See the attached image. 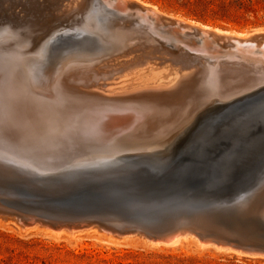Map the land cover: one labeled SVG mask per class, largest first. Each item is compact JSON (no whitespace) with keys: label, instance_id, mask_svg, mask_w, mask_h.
<instances>
[{"label":"bare ground","instance_id":"bare-ground-1","mask_svg":"<svg viewBox=\"0 0 264 264\" xmlns=\"http://www.w3.org/2000/svg\"><path fill=\"white\" fill-rule=\"evenodd\" d=\"M93 1L90 0V7H83L85 16L77 21H80V31L54 34L45 38L41 47L31 50L27 49L28 40L25 41L28 45L23 41L25 36L22 35V40H18L20 37L17 38L19 34L16 36V33L20 29L11 30V24L9 27L0 26V206L21 212L27 217L29 225L45 226L51 236H59L65 230H70L73 237L87 230L96 232L97 224L90 220L91 217H99L114 224L140 223L124 218L119 213L106 211L94 215L79 212V215H74L68 212L72 211L69 207L56 210L41 201L28 202L19 197L13 188L15 185H24L31 191L51 193L53 196H65L83 185L109 195L121 189L120 185L130 192L151 185H165V182L180 179L186 169L187 158L188 162L192 160L195 165L205 155V138L214 137V129L217 134L228 131L235 121L239 123L232 116L236 107L264 99V42L258 43L246 33L212 30L215 34H210L207 26L188 20L185 22L174 18L176 22H170L153 6L137 1ZM217 34L235 37H220ZM135 39L141 44L131 45ZM164 40L170 49L164 50L167 55L170 52L177 63L178 60L183 62V66L195 65L188 71L189 74L201 76L199 82L196 79L195 85H188L190 79H187L188 86L183 87V94L178 90L183 88L177 87L181 97L172 100L164 98V93L169 95L174 88H138L143 78L152 74L151 71L148 75L136 73L130 76L131 82H127L129 77L124 75V79L118 82L122 84V87H118L120 93L113 95L101 90L102 82L100 85L95 84V80L98 81L104 75L102 79L110 77L118 70L110 60L102 62L103 57L106 60L107 56L126 49L129 53L131 46L136 50V47L151 43L155 46L153 49L157 50L163 46ZM170 46L176 47L178 54ZM224 57L228 61L222 60ZM114 58L108 59L114 61ZM105 64L109 65L101 68ZM105 80L108 82V79ZM193 86L197 87H194L197 89L195 92ZM98 90L104 95L97 94ZM177 93L174 91L173 96ZM198 102L201 103L197 109L191 108ZM259 116L264 119V112L260 111L253 116L255 118L244 117V121H252L257 126L263 121L258 120ZM234 130L240 134L238 129ZM229 135L226 137L230 140L233 134L231 138ZM218 145L221 146L220 143ZM138 159L150 161L157 168L154 171L153 165L150 174L139 176L116 171L103 173L100 169L123 160ZM210 166L212 176L206 183L214 185L216 181L210 179L214 180L224 173L215 175V167ZM237 166L239 169L244 168L242 181L232 184V180L228 184L217 185L212 191L202 189L171 203L170 209L163 211V214L174 219L177 228L160 230L159 239L152 238L154 240L151 243H174L181 236H193L207 245L210 236L219 237L215 234L203 236L200 232L213 227L225 236H240L245 245L264 244V239L256 235L260 232L246 220L251 216L264 217V154L252 169L251 163L246 164L243 160ZM200 168L196 170L200 171ZM198 175V178L202 176ZM189 188L176 191L183 192ZM190 191L193 192L192 189ZM198 193L207 196L197 199L199 203H194L192 199ZM29 195L32 196L30 192ZM86 196L90 195L81 194L83 198ZM50 222L57 223V227H53ZM223 224L230 225L232 229ZM151 225L144 227L149 232L159 231L157 226ZM102 230L105 231L103 239L113 244L139 234V230L135 229L127 230L124 235L112 233L106 227Z\"/></svg>","mask_w":264,"mask_h":264},{"label":"rangeland","instance_id":"rangeland-1","mask_svg":"<svg viewBox=\"0 0 264 264\" xmlns=\"http://www.w3.org/2000/svg\"><path fill=\"white\" fill-rule=\"evenodd\" d=\"M72 1L74 0H0V20H2V22L0 21V26L9 27V25L11 24V30L20 29L21 31H16V36L19 34V36H17V38L20 37L18 38V40H22V37L25 36L23 38V41L25 42L26 40H28L27 42L29 43V48L27 49L31 50V48L33 49L34 47H41L44 39H48L54 34H62L69 30H81L79 28V23L85 16V6L90 7V0H76L74 2ZM136 1L148 6L150 5L151 7L153 6L158 11H160V13L164 16V19L165 17H173V19L178 18L185 22L187 20L195 23L200 22L202 23L201 25L205 24L204 26H207L208 29H212L215 31L228 30V32L246 33L250 36L252 35V33L254 34V31L256 30H263L264 32V0H254V7L258 9V12L256 14L245 12L244 10H237L234 7L222 9L220 6H218L219 2L222 0H214V4L211 6L217 12L212 11L211 8H205V6H197V8H193V6L181 5V3H185L188 0H130L131 3H136ZM225 1L227 3L229 2V0ZM193 9H195L196 11H193ZM56 12L60 13L56 14ZM69 13L72 14V16ZM32 15H34L35 18H38L35 19ZM65 15L67 16L65 17ZM68 15L71 17L70 20V17ZM22 18L24 19V21ZM59 19L63 20L60 21ZM78 20L80 21L77 22ZM1 23L4 25L2 26ZM211 27H214V29ZM22 28L28 32H26ZM75 28L77 29L75 30ZM53 30L55 33L53 32ZM22 31L24 34L22 33ZM29 40L31 43L29 42ZM160 40L162 41V39ZM27 42H25V44H27ZM134 42L131 43V45L141 44L137 39H135ZM153 47H155L153 43L136 47V50L134 46H131L129 50L131 48L132 50L129 53L126 52V49V51L107 56L106 60H104L105 57H103V59L101 58L102 62L107 60L113 62L112 65H115L116 68L118 67V70H115V72L110 77L107 76L105 78L108 79V82H105L106 80L102 79L105 76L104 75L98 81L95 80V84L98 85L99 83L100 85V83L102 82L103 86L101 87L104 90H108H106V92L103 89L101 90L105 94L113 95V93H120L121 90L118 89V87H122V84L118 82L121 79H124V75L129 77V80H127V82H131V77H133V75H135L136 73L148 75L150 71L152 72V74H149V76H145L143 78V81L140 82V86H138V88L150 86L159 88L166 87L168 89L174 88L173 90L177 93V87L185 88L188 85H192L194 83L196 84L197 80L199 82L201 76H199L198 74H192L191 76V74H189L188 72L190 69L195 68V65H191L190 67L186 65L183 66V62L178 60L177 63V59L172 57V55L169 54L170 52L168 53V55L166 52H164V50L166 49L170 50L168 47V43H166L165 40L163 41V46H161L162 48L160 47L159 49L154 50ZM170 47L171 50L175 52V54H178L176 47ZM149 48L152 49L150 50ZM121 54L123 55L121 57H118ZM111 57L112 59L114 57L116 58H114V61L112 59H108ZM117 57L120 59H118ZM222 60L228 61V59H225V57ZM179 61L182 63H180ZM107 65L105 64L101 68H105L107 67ZM119 73L120 77L118 78ZM121 75L123 76L121 77ZM192 78H195V80L192 81ZM187 79H190L189 82ZM109 82H111L112 84ZM194 87L196 86H193V88ZM184 88L178 89L181 94H183ZM196 88H194V92L197 90ZM113 89L116 92H114ZM98 91L100 93L97 92V94L104 95L103 92H101L100 90ZM171 91L169 92V95L168 93H164V98L172 100L176 97H181L180 93H177L175 94V96H173L174 91H172V93ZM166 94L167 96H165ZM179 94L180 96H178ZM189 96H191V93L189 94ZM200 103L201 102H198L197 105L193 104L191 108L197 109V106ZM261 103H264L263 98L254 103H249L238 108L236 107L237 109L235 108V110L232 111V116H234L235 119H238L239 123H236L235 121V124L230 127L233 130L229 128L228 131L221 132L223 135H219L221 133L215 134L216 130L214 129L215 132L213 133L216 137L211 136L210 138H205L206 141L208 139V142H211L208 144V142L205 141V143L209 146H207L206 144H204L203 146L205 155L203 151L204 156H202L201 158L202 162H199L201 160L199 159L198 163L195 162L194 165L193 161L191 160L190 162H188L189 159L187 158L185 167L186 169L183 171V173L187 171L185 175L186 180L184 178L177 180L178 183L182 182L183 184L181 183V186L174 187V181L170 180L168 182H165V185H168V190L160 191L157 193L151 192L149 198H162L164 194L175 191L176 189H182L184 187H190L189 190H183V192L187 191L185 192V194H192L198 191V189L208 191L215 190L217 185L221 186L225 183L228 184L232 180H234L232 184L242 181V178L245 176L244 168L239 169L237 166L241 164V160H243V162L246 164L251 163L250 169H252L254 167V164L259 163V159L264 154L263 117H258V120L262 119L263 121L257 126H255L256 124L252 121L248 123L246 120V122L244 121L245 118H255L253 116L259 114L260 111L261 113L264 112V104L262 105ZM197 111L198 110H196V112ZM243 128L246 129L247 132H245L246 130H244V132H241L243 131ZM234 129H238L237 131H240V134ZM232 134L233 138H231ZM228 135L229 138H231L230 140L227 138ZM211 138L214 139L212 140ZM226 141L228 144L225 143ZM216 143H220L221 146ZM221 147H225V149H222ZM217 148L220 149L217 151ZM190 164H193L192 167L190 166ZM210 165H212V168L215 167V175L224 173L221 174V176L219 175V177L217 178H213L214 180L210 179V181H216V184L214 185H208L206 183L208 178L212 176V169L209 168L211 167ZM198 166L199 168L201 167L200 171L196 170L199 169L196 168ZM196 173L197 175H195ZM198 174L202 175L200 176L201 178L199 177L200 179L198 178ZM191 175H194V177L192 176L193 178H191ZM193 179L196 180L194 181ZM197 180L198 182H196ZM194 182L197 184H195ZM169 184L173 185L171 186L172 188ZM196 186L197 188H195ZM193 188L196 190H194ZM191 189L193 192L190 191ZM222 192L223 191H221V193ZM95 227L96 232L87 230L76 233L75 237L72 236L70 230H65L59 236H51L48 235L49 232L48 230H46L45 226H42L40 224L32 226L27 223L21 222L15 216H8L0 213V264H264L263 251L243 252L235 249L231 245L228 246L227 243L217 242L214 239L210 240V238H208L209 240H207L209 241V244H207L208 246L206 245V243H201L200 240L193 236H188L189 238L181 236L179 238V241L174 243H167L165 241H162L160 243H154V241H152L153 243H151V240H154L152 239L154 237L140 231L137 236L135 235V237L131 236L128 238H123L120 239L121 241L119 243L113 244L103 239V233H105V231L100 229L98 225ZM158 239L159 238H157L156 240Z\"/></svg>","mask_w":264,"mask_h":264},{"label":"water","instance_id":"water-1","mask_svg":"<svg viewBox=\"0 0 264 264\" xmlns=\"http://www.w3.org/2000/svg\"><path fill=\"white\" fill-rule=\"evenodd\" d=\"M165 20H168L170 22H176V20L170 17H165ZM211 28L214 29V27H211ZM193 29L195 30V27ZM225 31H228V30H225ZM208 32L210 34H215V32L212 31V29H209ZM217 35L220 37H227V38L235 37L234 35H226V36L219 35V34ZM249 38L256 40L257 42H264V32L254 33ZM118 161H121V160H118ZM126 161L127 160H123L119 163H114L113 165H110L107 167H103V168L101 167L100 169L103 173L116 171V172L133 173L139 176L140 174H144V173L150 174L151 171H153V165H154V171L157 168L155 164L147 160L143 161V160L138 159L136 161L134 160H130L127 162ZM89 172H93V171H89ZM185 175L186 173L181 174L180 179L184 178L186 180ZM174 182H175L174 187L182 185L181 184L182 182L181 183L179 182L180 183L179 184L177 180ZM163 184H159L155 187L154 185H151L149 187H146V188L144 187L143 189L139 191H135V192H130L124 189L125 186L120 185L121 189L117 191H113L114 193L111 191L113 194H110V195L107 194V192H103L102 190H94L93 188H89V186H86V185L79 186V187L77 186L75 189H73L74 190L73 192H70L69 194L65 196L64 195L53 196L51 195V193H45L42 191H31L27 189V187L24 185H15L13 188L15 189V191L17 192V194L19 195L21 199L22 198L27 199L28 202L29 201H33V202L41 201L47 205H52V207L56 208V210H58L59 208L69 207L71 208L70 210L72 211H68V212L73 213L74 215H79L80 214L79 212H84V213L90 212L91 214H94V215H97V214L100 215L101 213H104L106 211L113 212V213H119L120 216L127 218V219H131V221H136L137 223H140V225H128V224H123V223L114 224V223L107 222L103 219H100L99 217H91L90 220L96 223L100 229L106 227V229L110 230L112 233H117L119 235L127 234L128 232L127 230L135 229V230H139V232L142 231L146 234H149L154 238H158V236H160L161 235L160 233L162 232L160 230L162 229L168 230V229L177 228V223H174V219L172 220V218L169 215H164L163 211H165L166 209H170L168 207L172 206L171 203L178 202L181 198H185V196H191L193 194V193L185 194L184 192L176 191L177 190L176 189L175 191L165 194L162 198L150 199L149 197H150L151 192L157 193L160 191L168 190L167 186L165 187ZM198 191H201V190H198ZM29 192L34 197L30 196ZM83 192L90 196H86L87 198L81 197V194H83ZM205 196H207V194L198 193L194 196L195 199H192V201L194 203H199L196 200L200 198H205ZM29 198L32 200H29ZM27 201L22 200V202H27ZM171 209L176 210L174 207H171ZM0 213L8 215V216H15L18 218V220L24 223L28 222L27 217L19 211L6 209L0 206ZM168 213L172 214V212L170 211ZM81 217L83 218L87 216H81ZM167 217L169 218L168 220L166 219ZM219 217H222V215H220ZM261 217L262 216L260 217L251 216L250 218H246V220L249 223V225L255 227V229H257V231L260 232L256 235L259 238L264 239V217L263 218ZM68 222H73V221H68ZM50 223L53 225V227H57L58 225L57 223H52V222ZM149 225L157 226L159 231L156 230V232L154 231L149 232L145 228V227H148ZM213 225H216V224H213ZM223 226L227 227L228 229H232L230 228V225L223 224ZM206 231L200 232L201 235L204 236V235L215 234L219 238L210 236V239H214L217 242L227 243L228 246L231 245L237 250H240L243 252H262V251L264 252V244H261L258 246L256 245L252 246L250 244L245 245L242 243V238H239L240 236H234V237H231V236L229 237L228 235L225 236L220 231L216 230L213 227L208 228Z\"/></svg>","mask_w":264,"mask_h":264},{"label":"trees","instance_id":"trees-1","mask_svg":"<svg viewBox=\"0 0 264 264\" xmlns=\"http://www.w3.org/2000/svg\"><path fill=\"white\" fill-rule=\"evenodd\" d=\"M214 0H188L185 3H181L183 6H193V8H197V6H205V8H211L212 11L217 12L213 7ZM254 0H229L227 3L225 0L219 2L218 6L222 9H227L228 7H234L237 10H244L245 12H251L256 14L258 9L254 7ZM193 11H196L193 9ZM201 18V17H198Z\"/></svg>","mask_w":264,"mask_h":264}]
</instances>
